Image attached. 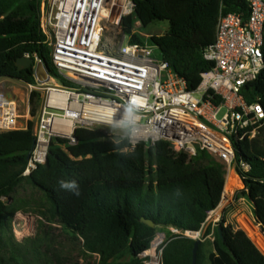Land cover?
Wrapping results in <instances>:
<instances>
[{
    "label": "trees",
    "instance_id": "trees-1",
    "mask_svg": "<svg viewBox=\"0 0 264 264\" xmlns=\"http://www.w3.org/2000/svg\"><path fill=\"white\" fill-rule=\"evenodd\" d=\"M133 2L134 15L124 20L130 43L148 40L156 46L160 58L190 91L214 66L203 53L215 42L220 12L242 14L245 20L250 13L246 0ZM40 5L41 0H0V79L35 84L34 69L21 70L17 65L25 54L38 55L52 68L40 28ZM136 19L143 33L155 22H167L168 29L146 39L133 33ZM262 52L264 57V37ZM242 93L246 102H260L264 108V68ZM40 101V93L33 91L29 97L33 117ZM34 125L29 121L27 129L0 133V234L10 227L4 198L27 182L44 193L51 218L81 244L84 256H97L98 264H144L140 255L151 248L159 232L166 234L162 264L193 263L196 240L185 233L200 232L220 205L226 183L223 164L204 151L193 158L176 153L165 140L153 147L140 143L130 150L126 139L113 140L102 128L79 127L74 132L76 144L55 138L46 164L24 177L35 145ZM233 144L234 168L244 184L237 198L252 204L255 223L264 231V126L251 140L234 136ZM61 181H75L80 195L62 189ZM143 218L155 226L145 224ZM210 235L213 250L206 256L202 241L197 264L205 259L208 264H264V254L252 239L225 220L209 226L204 238Z\"/></svg>",
    "mask_w": 264,
    "mask_h": 264
},
{
    "label": "built area",
    "instance_id": "built-area-1",
    "mask_svg": "<svg viewBox=\"0 0 264 264\" xmlns=\"http://www.w3.org/2000/svg\"><path fill=\"white\" fill-rule=\"evenodd\" d=\"M246 1V20L242 14L220 12L215 42L203 53L214 66L190 91L184 79L155 57L156 46L148 40L130 43L124 20L134 15L133 0H41L40 28L52 68L48 82L39 83L34 74L36 83L28 84L30 94L40 93L41 101L35 146L23 176L46 164L55 138L76 144L79 127L105 129L113 140L126 139L130 150L165 140L174 152L190 158L204 151L230 171L236 158L233 137L251 140L264 126L263 106L246 102L242 93L264 68V0ZM133 33L150 37L137 19ZM23 57L45 64L38 55ZM136 97L141 98L138 106L132 103ZM30 112L29 101L21 115L18 101L0 89V132L27 129ZM121 121L154 132L139 142L129 140L130 129L120 127ZM145 253L140 258L149 264Z\"/></svg>",
    "mask_w": 264,
    "mask_h": 264
},
{
    "label": "rangeland",
    "instance_id": "rangeland-1",
    "mask_svg": "<svg viewBox=\"0 0 264 264\" xmlns=\"http://www.w3.org/2000/svg\"><path fill=\"white\" fill-rule=\"evenodd\" d=\"M167 29V22H155L144 30V34L148 36L163 35ZM155 57L160 58L159 50H155ZM2 82L8 96L18 101L20 114L24 115L30 97L28 84L12 79H4ZM2 87L0 85V89ZM39 107L40 105L36 110V115L34 117L31 115L32 119L29 121H36ZM222 114L219 118L222 117ZM20 122L25 123V120L21 119ZM122 134V131H114L113 135L120 136ZM225 171V185L232 172L239 178L240 185L230 193L224 191L220 205L213 211L212 215V212L209 214L201 229L200 236L185 234L190 238L205 242L206 256L213 250L212 236L204 238L209 226L214 228L222 220H225L226 225H230L234 229L244 230V220L248 219L260 229V226L255 223L252 204L245 198H237V192L244 188L239 174L234 167L230 171ZM4 203L8 208L7 222L10 227L0 234L2 264H98L97 256H84L81 244L67 234L57 220L51 218L49 214L50 204L41 190L25 182L17 187L10 197L4 198ZM19 215L27 219L29 226L26 236L23 237L17 232L15 223ZM174 230V233H179L178 230ZM157 239L162 241L157 248L158 258L162 264V245L166 240V234L159 232L154 241ZM261 249L264 253V248ZM145 261L150 263L151 258L147 256ZM203 264H208V261L205 259Z\"/></svg>",
    "mask_w": 264,
    "mask_h": 264
},
{
    "label": "bare ground",
    "instance_id": "bare-ground-1",
    "mask_svg": "<svg viewBox=\"0 0 264 264\" xmlns=\"http://www.w3.org/2000/svg\"><path fill=\"white\" fill-rule=\"evenodd\" d=\"M240 185L239 178L233 172L230 174L227 184L225 185V192L230 193L236 187ZM213 213H211L212 215ZM16 228L19 235L26 236L28 232V221L23 216L19 215L16 218ZM244 230L246 231L247 235L252 239V241L256 244V246L260 249L263 253L261 248H264V235L261 234L260 229L258 226L253 224L250 220H244ZM201 231L196 233V236H200ZM161 239H157L152 243V248L146 252V256L151 258V262L149 264H160V260L157 254V248L160 244ZM264 254V253H263Z\"/></svg>",
    "mask_w": 264,
    "mask_h": 264
},
{
    "label": "water",
    "instance_id": "water-1",
    "mask_svg": "<svg viewBox=\"0 0 264 264\" xmlns=\"http://www.w3.org/2000/svg\"><path fill=\"white\" fill-rule=\"evenodd\" d=\"M17 65H18V67L21 70L22 69L34 68V74H35V77H36V79L38 80L39 83H46V82L49 81V72H50V70H49V67L46 64L38 63V64L35 65V62H34L33 58L21 57V58H19V60L17 62ZM142 221L145 224H147V225H149L151 227L155 226V223L153 221H151V220H146V219L143 218ZM219 232L221 233V229H219ZM260 232H261L262 235H264V231L262 230L261 227H260ZM191 233L196 235V233H198V232H191ZM195 240H196V242H195V247H194V250H193V263L192 264H197V253H198L199 245L202 242V240H200V239H195Z\"/></svg>",
    "mask_w": 264,
    "mask_h": 264
},
{
    "label": "clouds",
    "instance_id": "clouds-1",
    "mask_svg": "<svg viewBox=\"0 0 264 264\" xmlns=\"http://www.w3.org/2000/svg\"><path fill=\"white\" fill-rule=\"evenodd\" d=\"M132 103L137 106L140 105L141 98H138V97L132 98ZM128 111L131 112V109H128ZM107 123H109V120H107ZM119 126L124 127V128H129L130 130L128 131L127 136L129 140L135 139L136 142H139L140 140L145 139L148 135L154 132V129H144L139 124L130 126L125 121H121ZM117 151L120 152V150H117ZM60 187L64 190H69V191L75 190L74 194L77 196L80 195V192L78 190L79 186L75 181H71V182L61 181Z\"/></svg>",
    "mask_w": 264,
    "mask_h": 264
},
{
    "label": "crops",
    "instance_id": "crops-1",
    "mask_svg": "<svg viewBox=\"0 0 264 264\" xmlns=\"http://www.w3.org/2000/svg\"><path fill=\"white\" fill-rule=\"evenodd\" d=\"M4 79L0 80V85L3 86L2 88L5 89V85L4 83L2 82ZM174 229H172L171 231L173 232ZM175 231V230H174Z\"/></svg>",
    "mask_w": 264,
    "mask_h": 264
}]
</instances>
